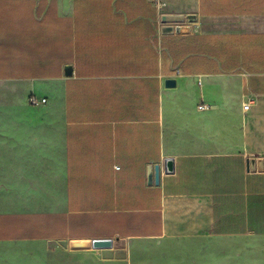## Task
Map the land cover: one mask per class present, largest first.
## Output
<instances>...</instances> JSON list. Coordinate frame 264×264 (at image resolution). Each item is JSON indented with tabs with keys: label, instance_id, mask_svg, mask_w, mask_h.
<instances>
[{
	"label": "crops",
	"instance_id": "crops-1",
	"mask_svg": "<svg viewBox=\"0 0 264 264\" xmlns=\"http://www.w3.org/2000/svg\"><path fill=\"white\" fill-rule=\"evenodd\" d=\"M164 14L196 18L164 33ZM247 236H264V0H0V242Z\"/></svg>",
	"mask_w": 264,
	"mask_h": 264
},
{
	"label": "rangeland",
	"instance_id": "rangeland-1",
	"mask_svg": "<svg viewBox=\"0 0 264 264\" xmlns=\"http://www.w3.org/2000/svg\"><path fill=\"white\" fill-rule=\"evenodd\" d=\"M0 264H264V236L145 242L95 249L91 242H0Z\"/></svg>",
	"mask_w": 264,
	"mask_h": 264
},
{
	"label": "water",
	"instance_id": "water-1",
	"mask_svg": "<svg viewBox=\"0 0 264 264\" xmlns=\"http://www.w3.org/2000/svg\"><path fill=\"white\" fill-rule=\"evenodd\" d=\"M189 19L190 21H193L196 18V14H189V15H183V14H177V15H173V14H164L163 15V21L166 23L169 22H173V23H177V22H181L184 21L185 19ZM163 28V32L164 33H185V32H190L191 31V27L181 24V23H177V25H171V24H164ZM71 66H68V68H70ZM168 85H174L175 84V80L173 79H169L167 81ZM174 160L173 158H168L166 160V167H165V172L167 173H173L174 172ZM160 175H161V170L159 165H156L154 167V172L150 173V180L149 182L153 181V178H155V181L158 183L160 181ZM91 245L93 248L95 249H105V248H112L114 246V239L113 238H109V237H105V238H95L92 240Z\"/></svg>",
	"mask_w": 264,
	"mask_h": 264
},
{
	"label": "built area",
	"instance_id": "built-area-1",
	"mask_svg": "<svg viewBox=\"0 0 264 264\" xmlns=\"http://www.w3.org/2000/svg\"><path fill=\"white\" fill-rule=\"evenodd\" d=\"M47 101H48V99L46 97L41 98L40 100L34 95H32L30 97V102L33 105H37L38 103H46ZM198 106H199L200 109H206L208 107V105H206L205 103H200ZM249 107H250V104L247 103L245 105V109H248Z\"/></svg>",
	"mask_w": 264,
	"mask_h": 264
}]
</instances>
